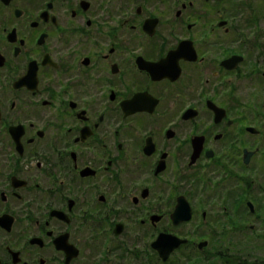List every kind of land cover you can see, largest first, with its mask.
<instances>
[{
  "label": "flooded vegetation",
  "instance_id": "af4514ba",
  "mask_svg": "<svg viewBox=\"0 0 264 264\" xmlns=\"http://www.w3.org/2000/svg\"><path fill=\"white\" fill-rule=\"evenodd\" d=\"M262 168L264 0H0V264H145Z\"/></svg>",
  "mask_w": 264,
  "mask_h": 264
},
{
  "label": "rangeland",
  "instance_id": "374dc122",
  "mask_svg": "<svg viewBox=\"0 0 264 264\" xmlns=\"http://www.w3.org/2000/svg\"><path fill=\"white\" fill-rule=\"evenodd\" d=\"M261 175H264V168L258 170L248 180L250 178L258 180ZM189 199L199 210L205 209L207 216L205 215L203 220L199 214H194L190 221L177 226L166 220L165 230L187 237L190 241L189 246L180 251L175 250L173 261L179 259L178 263L181 264H263L261 260H264V210L261 211L258 207L261 206V199L253 200L255 212L260 214L258 219L254 214L247 212L246 207L245 212L238 217L223 215L222 199L213 200V204H204L202 199L197 200L193 197ZM250 224L254 227L249 228ZM201 240H208V243L200 249L196 243ZM150 251L151 258L146 261L147 263L144 262L145 264H166L154 255L152 248Z\"/></svg>",
  "mask_w": 264,
  "mask_h": 264
},
{
  "label": "water",
  "instance_id": "95a60500",
  "mask_svg": "<svg viewBox=\"0 0 264 264\" xmlns=\"http://www.w3.org/2000/svg\"><path fill=\"white\" fill-rule=\"evenodd\" d=\"M251 209L253 210V205L251 202H248ZM152 218H157L153 216ZM172 221L175 225L188 221L192 218V208L190 203L187 201V199L184 196H180L178 198V202L176 204V207L174 211L171 214ZM188 241L187 238L178 236L171 232H160L158 236L152 241L151 246L153 249H155L159 257L166 261L169 259L171 254L178 249L183 243H186ZM207 240H201L198 242V248H203L207 245Z\"/></svg>",
  "mask_w": 264,
  "mask_h": 264
},
{
  "label": "trees",
  "instance_id": "16d2710c",
  "mask_svg": "<svg viewBox=\"0 0 264 264\" xmlns=\"http://www.w3.org/2000/svg\"><path fill=\"white\" fill-rule=\"evenodd\" d=\"M189 244H190V242L189 243H186V244H183L182 246H180L177 250L178 251H180L182 248H184L185 246H189ZM178 253V252H177ZM175 251L173 252V254L169 257V259L168 260H166V261H164V262H166V264H181V262L180 263H178L180 260L179 259H176L175 261H173V259H174V257L173 256H175ZM179 254V253H178ZM181 255H184V253H181ZM208 257V256H207ZM189 261V260H188ZM262 262H263V264H264V260H261Z\"/></svg>",
  "mask_w": 264,
  "mask_h": 264
}]
</instances>
